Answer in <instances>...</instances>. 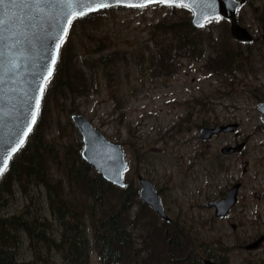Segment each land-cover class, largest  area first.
I'll return each mask as SVG.
<instances>
[{"label": "rangeland", "instance_id": "rangeland-1", "mask_svg": "<svg viewBox=\"0 0 264 264\" xmlns=\"http://www.w3.org/2000/svg\"><path fill=\"white\" fill-rule=\"evenodd\" d=\"M191 16V11L184 6L157 3L145 7L111 6L72 21L67 34L66 67L76 64L72 70L80 74V79L78 82L72 78L74 85L67 91L56 86L45 99L43 97L38 130L55 155L49 174L56 181V187L46 189L25 182L21 188L16 183L12 194L2 197V216L24 214L29 217V213L43 216L51 223L49 233L59 241L63 226L48 205L49 190L53 193L58 186L63 187L73 205L79 206L77 211L82 205L88 208L93 204V197L85 192V184L81 186L83 191L68 190L66 168L77 167L74 150L77 143L82 145L81 135L71 120L75 113L83 115L108 140L121 145L127 161L124 179L130 186L138 189L140 174L153 180L162 190L164 206L174 223L171 228L174 235L220 234L222 229L218 222L222 219L211 221L213 210L206 208L204 202L216 196L221 186L217 190L210 187L207 175L216 171V176L220 177L217 181L224 183L222 173L232 171L239 175L244 160H247L248 170L241 192L246 197L242 203L246 212L242 229L248 234L260 226L257 221L264 219V122L257 106L264 100V42L259 39L246 44L235 40L230 22L225 19L211 20L203 28L183 26ZM237 19L254 37L261 36L264 0H248L239 9ZM161 22L178 26L174 30L156 29L155 25ZM175 32L189 33V38L197 42L196 50L201 49V55L196 50L192 53L184 49L175 56L178 51ZM161 45L162 54L166 55L164 62L173 65L170 73L161 70L150 57L151 52L158 54ZM225 52L231 60L227 67L221 62ZM101 55L109 56L108 65H100ZM91 62L96 63V67L87 65ZM209 63L213 68L207 67ZM50 85L48 83L45 93ZM227 121L239 124L237 131L241 139L248 136V146L242 154L216 159L218 146L232 141V134L213 137L210 147L206 148L198 142L196 127L202 122ZM97 173L93 168L89 170L90 176ZM199 187L204 190L200 195ZM109 192L112 199L109 205L98 204L92 218L88 209L84 211L90 217L86 216V222L91 236L92 229L100 224L107 211H120L118 201V205L115 202L120 191ZM256 196L258 199L251 198ZM193 197L201 204L190 208ZM255 202L259 208L258 219L254 214ZM129 210L125 222H135L133 242L135 248H143L137 257L145 261L139 258V264H155L161 259L160 255L168 256V253L178 256L180 244L189 250L191 245H226L229 256L234 255L236 263L240 261L239 244L236 243L234 249L231 239H172L171 244H164L158 229L160 220L149 208L141 206L138 196L133 197ZM18 239H22L18 243L19 264H71L60 247L37 242L33 245L24 232ZM259 253L264 257V249ZM129 259L120 264H134ZM181 261L177 264H187ZM91 264H101L97 251L92 253ZM164 264L175 263L170 260Z\"/></svg>", "mask_w": 264, "mask_h": 264}, {"label": "water", "instance_id": "water-1", "mask_svg": "<svg viewBox=\"0 0 264 264\" xmlns=\"http://www.w3.org/2000/svg\"><path fill=\"white\" fill-rule=\"evenodd\" d=\"M103 2L108 6L93 4L92 7L96 10L88 11L85 8V15L111 6L145 7L157 3L184 6L191 11L190 22L196 28H202L208 21L223 17L229 20L234 39H251L249 30L237 21V12L244 0H215L211 7L203 0H174L171 3H161L158 0ZM80 11L79 5L72 0H31L25 7L3 5V11L0 12V18L4 20L0 26V167L3 168L0 178L37 123L44 90L53 76L61 48L60 46L57 52L55 45L58 40L65 39L74 20L73 16L82 17L79 16ZM62 28L66 35L61 32ZM257 109L264 122V102ZM33 117L36 119L35 124L32 123ZM71 119L81 135L82 159L97 170L104 180L116 186H125L123 173L127 163L121 146L107 140L83 115L72 114ZM236 127L237 123L204 127L199 130L198 138L207 139L219 132H233ZM29 128L31 131H28ZM235 150L236 148H223L222 152L231 153ZM139 182V197L162 218L169 219L150 181L140 176ZM233 202L234 196L230 192L226 198L214 203L217 206L216 214H224ZM212 205L213 203L209 204ZM205 264L214 263L206 260Z\"/></svg>", "mask_w": 264, "mask_h": 264}, {"label": "trees", "instance_id": "trees-1", "mask_svg": "<svg viewBox=\"0 0 264 264\" xmlns=\"http://www.w3.org/2000/svg\"><path fill=\"white\" fill-rule=\"evenodd\" d=\"M186 20L183 26L194 29L190 20ZM177 26V24L166 25L164 22H161L157 23L155 28H171L174 30ZM174 34L178 38V51L175 56L181 54L184 49L192 53L196 50L197 42L189 38V33L175 32ZM67 40L68 38L66 37L61 45L53 76L49 80L51 85L47 92L44 93V99L56 86L61 88L62 91H67L74 85L72 78L76 81L80 79V74L72 70L76 64L73 63V67L71 68L66 67L68 64ZM163 48L161 45L158 49V54L151 52L150 57L154 59L161 70L170 73L173 71V65L171 62H164L166 55L162 54ZM165 48L167 49V47ZM196 53L201 55V49L197 48ZM98 60L101 62L100 65H108L110 61L108 55H101ZM230 61L228 53L225 52L224 56L221 57L222 65L227 67ZM87 65L96 67V63L93 62ZM207 67L213 68V65L209 63ZM40 117L39 115L37 123L28 139L12 157L6 171L0 178V207L2 197L12 194L16 183L20 184L21 188L24 187L25 182L44 186L46 189L56 187L54 185L56 181L49 174L50 164L55 162V155H53L52 149L45 143V139L38 133ZM80 147L81 145L77 143V148L74 150L77 167L72 165L66 168L68 190H82L81 186L85 184V192L93 197V204L88 208L82 205L80 211H77L79 206L73 205L72 200L68 197V193H64L63 187L58 186L53 190V193L49 190L47 193L48 205L51 212L59 216L63 226L62 233L59 234V241H56V236H52L49 233L51 223L43 216L37 214L31 215L29 213V217L24 214H13L9 217H4L0 213V264H19L17 260L18 243L22 239H18V237L23 232L27 234L28 239H30L33 245L37 242L39 244H46L48 247L51 245L58 249L60 247L64 258L68 259L71 264H91V256L94 251H97L101 264H120L124 259L128 258H130L129 260L132 263L139 264L142 257L137 256L141 255L140 253L143 248L141 250L135 248L133 242L132 228L135 222L129 223L128 220L125 222L127 212L130 211L129 208L132 205L133 197H136L135 188L128 183L123 188H117L115 185L113 186V184L111 185L110 182L104 180L100 173L90 176L89 170L92 167L81 158ZM57 182L60 185V182ZM113 189L120 191V194L115 198L116 204L117 201L119 203L117 205L120 211L115 210L112 213L107 211L105 213L106 216L100 219V224L95 225L94 229H92L93 236H91L89 225L86 222V216L88 215L84 211L88 209L87 213H90V217L92 218L98 204L102 206L109 205L110 200H112L109 191H115ZM169 240L172 239H163V243L171 244ZM160 256L161 259L155 264H163L169 258L168 256ZM137 258L140 259L138 260ZM141 260L145 261L144 258Z\"/></svg>", "mask_w": 264, "mask_h": 264}, {"label": "flooded vegetation", "instance_id": "flooded-vegetation-1", "mask_svg": "<svg viewBox=\"0 0 264 264\" xmlns=\"http://www.w3.org/2000/svg\"><path fill=\"white\" fill-rule=\"evenodd\" d=\"M247 1L248 0H244L243 5L246 4ZM263 23H264V20H263ZM250 34H251V39L245 42L244 41H239V42L250 44L251 42H254L259 39H261L264 42V33H261V36L259 37H254V35L251 32ZM262 55L264 56V49H262ZM263 102L264 100L260 101L259 104ZM232 123H237V122H230V121H227L225 123L212 122L211 124H204L202 122L196 128H198V131H199L201 128H204V127L213 128L215 126L227 125V124H232ZM237 125L238 126L236 130L233 132L231 131L230 132H219V133L213 134L210 138H207V139L198 138V142L203 144L206 148H209L210 147L209 141H211L213 137L215 136L218 137L219 135H225L227 133H230L233 136V140L223 142L222 144H220L218 146L219 152L218 153L216 152L215 158L219 159L221 156L229 157L234 154H242L244 153L245 148L248 146L247 144L248 136L241 139L239 132L237 131L239 124L237 123ZM263 130H264V126H263ZM197 136H198V133H197ZM223 148H227V149L236 148V150L231 153H223L222 152ZM197 156L198 154H196L195 157ZM243 163H245V165L244 167H242V172L239 175H236L235 172H232V171H229V172L226 171L222 173V177L224 178V181H225L224 183L222 181H217V179H219L220 177L216 176V171L214 173L207 175V179H209V184L211 185L210 187L217 190V187L221 186V190L216 196H213L212 198L205 200L204 202L205 203L204 206L206 208H208L209 210L211 209L213 210V214L211 215V221L218 222L217 219H222L221 222H218L220 223V228L222 229V231L220 232L218 236L205 237V236H187L186 234L182 236L174 235L171 230L174 223L171 220L170 216L168 215L169 212L167 213V209L164 206V201H163L164 195H162V190L156 187L153 180L147 177H143L140 174L137 176L139 187L138 189L135 188L136 196L139 197L138 193L141 187L140 182H139V177L142 176L144 179H148L150 183L152 184L155 190V193L159 196L163 211L169 217V219L162 218L159 215V213H157L150 205L146 204L139 197L141 200V206L149 208L154 213V215L157 216V218L160 220L158 229L163 235L160 239H231L232 241L231 246L234 247V249L236 248V243L239 244L238 246L239 250L237 251V253H239L240 255H237V256L240 257V261L238 263H236L235 259L232 258L234 255L229 256L230 251L227 248H225L227 247L226 245L220 246L216 244L215 246L205 245V247H203L202 244L191 245L190 250L187 247L183 248L182 244H180L179 245V249L181 250L179 252L180 255L177 256L176 253H168V257H169V260H167L168 262L171 260L172 262L177 264V263H182L181 260H183V262L184 263L187 262V264H205V261L209 260L214 264H264V257L259 255L260 254L259 252L264 249V219L262 221H257L258 223H260V226H257V229H255L254 231L250 230L248 234H246L245 231H243L242 229L246 222L243 219L244 214H246V212H245V207L243 206L242 203L244 202V199H246V197L241 192L245 185L244 178L248 170L247 160H244ZM191 175L196 176L195 173H191ZM197 190L199 191L198 195L204 193V190L202 187H199ZM230 192L234 196V202L231 203L226 208V210L224 211V214H216L217 206L214 205V203L219 202L223 200L224 198H226ZM193 198H191L190 200H193ZM251 198L258 199V196L251 197ZM194 199L195 200L192 201V203L189 205L190 208L197 207L198 204H201L199 203V200L197 198H194ZM211 203H213V205L209 206V204ZM254 204H255L254 214L257 215V219H258L259 217V214L257 212L259 210L258 204L256 202ZM167 207L171 209L170 206H167ZM176 207L177 209H182L181 206H176ZM237 210H239L238 213H237ZM169 241L174 242L173 240H169ZM231 246L229 248L232 250ZM185 249L186 251H184Z\"/></svg>", "mask_w": 264, "mask_h": 264}, {"label": "snow or ice", "instance_id": "snow-or-ice-1", "mask_svg": "<svg viewBox=\"0 0 264 264\" xmlns=\"http://www.w3.org/2000/svg\"><path fill=\"white\" fill-rule=\"evenodd\" d=\"M30 2H31V0H0V12L3 11V5H5V4L15 5L17 7H25ZM72 2L79 5V7L81 9V11L79 12V16H83L86 14L83 11V9H85V8H87L88 11H95L96 9L94 7H92L93 4L98 3L99 7H107L108 6L106 3L103 2V0H72ZM158 2L171 3V2H174V0H158ZM203 2L206 5H208L209 7H211V5L215 3V0H203ZM73 18L75 19L76 17L73 16ZM3 23H4V20L2 18H0V26H2ZM68 23L70 24V21ZM61 32L66 35V32L64 31L63 28L61 29ZM62 43H63V40H58V42L56 43L55 49L57 52H58L59 47L61 46ZM52 63L54 64L55 61L53 60ZM50 75H51V72H49V76ZM32 123L33 124L36 123L35 117H33ZM28 131H31V129L29 128ZM2 171H3V168L0 167V172H2Z\"/></svg>", "mask_w": 264, "mask_h": 264}, {"label": "bare ground", "instance_id": "bare-ground-1", "mask_svg": "<svg viewBox=\"0 0 264 264\" xmlns=\"http://www.w3.org/2000/svg\"><path fill=\"white\" fill-rule=\"evenodd\" d=\"M112 185V184H111Z\"/></svg>", "mask_w": 264, "mask_h": 264}]
</instances>
